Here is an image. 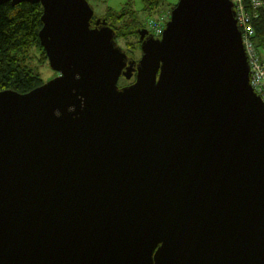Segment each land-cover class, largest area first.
I'll use <instances>...</instances> for the list:
<instances>
[{
    "label": "water",
    "instance_id": "obj_1",
    "mask_svg": "<svg viewBox=\"0 0 264 264\" xmlns=\"http://www.w3.org/2000/svg\"><path fill=\"white\" fill-rule=\"evenodd\" d=\"M7 3L41 6L58 76L0 92V264H264V104L231 0H178L134 69L86 0Z\"/></svg>",
    "mask_w": 264,
    "mask_h": 264
},
{
    "label": "trees",
    "instance_id": "obj_2",
    "mask_svg": "<svg viewBox=\"0 0 264 264\" xmlns=\"http://www.w3.org/2000/svg\"><path fill=\"white\" fill-rule=\"evenodd\" d=\"M262 1L259 19L254 22L258 48L264 46V0ZM145 2L147 8L151 10L155 6H164L163 0H145ZM176 5H173L170 11ZM41 15L40 5L23 3L12 7L10 3H7L0 6V92L14 91L27 94L42 86L43 83L39 80L35 69L30 66L28 60L30 57L27 56L33 47H37L43 59H46L38 39L42 28ZM110 17L112 15L102 18L101 21L106 22L115 31L116 38L124 37V32L138 36L139 31L145 30L136 21L114 28L108 23ZM95 19L94 17L93 21ZM119 19H123V16L116 18V20Z\"/></svg>",
    "mask_w": 264,
    "mask_h": 264
},
{
    "label": "rangeland",
    "instance_id": "obj_3",
    "mask_svg": "<svg viewBox=\"0 0 264 264\" xmlns=\"http://www.w3.org/2000/svg\"><path fill=\"white\" fill-rule=\"evenodd\" d=\"M94 12L95 21L101 20L108 15H112L109 18L108 23L114 28L121 27L122 25L129 24L136 21L142 29H146L148 21H159L161 23H167L170 18V8L178 3V0H163L164 6H155L151 10L147 8L145 0H86ZM123 16V19L116 20L118 16ZM94 23V21H92ZM124 37L115 38L116 45L126 53V55L133 60L141 59L140 40L139 36L134 34H128L124 32ZM264 48V47H263ZM30 57L29 64L35 69L42 85L56 78L58 75L53 72L46 59H43L41 52L37 47H33L28 55ZM133 82L127 81L124 77L120 78L118 86L125 87Z\"/></svg>",
    "mask_w": 264,
    "mask_h": 264
},
{
    "label": "built area",
    "instance_id": "obj_4",
    "mask_svg": "<svg viewBox=\"0 0 264 264\" xmlns=\"http://www.w3.org/2000/svg\"><path fill=\"white\" fill-rule=\"evenodd\" d=\"M236 21L241 33L242 44L250 70V85L264 104V46L258 48L254 22L259 19L262 0H231ZM166 23L148 21L146 30L149 35L159 38Z\"/></svg>",
    "mask_w": 264,
    "mask_h": 264
},
{
    "label": "flooded vegetation",
    "instance_id": "obj_5",
    "mask_svg": "<svg viewBox=\"0 0 264 264\" xmlns=\"http://www.w3.org/2000/svg\"><path fill=\"white\" fill-rule=\"evenodd\" d=\"M140 45H141V44H140ZM129 60H130V63H129V64H131L130 67L134 69L135 66H136V63L138 62V60H133V59H130V58H129ZM131 80H133V82H131V83L128 84L127 86H129V85H131V84L134 83V81H135V73L132 74V78H131ZM131 80H130V81H131Z\"/></svg>",
    "mask_w": 264,
    "mask_h": 264
},
{
    "label": "clouds",
    "instance_id": "obj_6",
    "mask_svg": "<svg viewBox=\"0 0 264 264\" xmlns=\"http://www.w3.org/2000/svg\"><path fill=\"white\" fill-rule=\"evenodd\" d=\"M95 22V21H94ZM146 30V29H145ZM147 31V30H146ZM149 34V33H148Z\"/></svg>",
    "mask_w": 264,
    "mask_h": 264
}]
</instances>
